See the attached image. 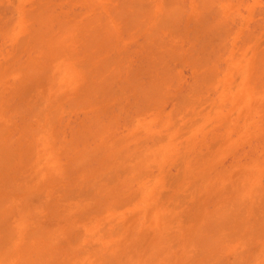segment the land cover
Wrapping results in <instances>:
<instances>
[{"label": "bare ground", "instance_id": "bare-ground-1", "mask_svg": "<svg viewBox=\"0 0 264 264\" xmlns=\"http://www.w3.org/2000/svg\"><path fill=\"white\" fill-rule=\"evenodd\" d=\"M199 1L0 17V264H264V24Z\"/></svg>", "mask_w": 264, "mask_h": 264}, {"label": "rangeland", "instance_id": "rangeland-1", "mask_svg": "<svg viewBox=\"0 0 264 264\" xmlns=\"http://www.w3.org/2000/svg\"><path fill=\"white\" fill-rule=\"evenodd\" d=\"M14 1H15V2H14ZM162 1L164 2V0H162ZM165 1L168 2L167 5H169L170 2H172V0H171V1H170V0H168V1L165 0ZM229 1H230V3H232V5H233L234 8H235V7H239L240 10H241V8H242L241 11L243 12V14L241 13L240 15H238V14H239V13H238V14H237L238 17H237V15L234 14V12L238 11L239 9L236 8L237 10H235V11L233 12V14H234V15H233L232 12L230 11V8L233 9V7H231L230 4H228L224 9H222V10L219 9V13H218L219 15H217L218 17H219V16H222L221 18H223V19L226 18V19H227V17H226L227 14H228L229 16H232V15H233V17H231V19H229L230 17L228 16V17H229L228 19L230 20L229 22H232V23H234L235 25H239L237 20L239 19V23H240V21H241L240 19H242V18H239V16L243 15V16L246 17V16L248 15L249 17H248V16L246 17L247 20H245L244 25H245V28L248 29V24H249V27H250V28H249V30H246V29H245L246 32H247V31H250V30H253V29H255V30H256V29H259L260 27L263 26V24H264V21H262V20H264V1H263V0H255V1H254V0H241V1L236 0V2L238 1V2H241V3L244 4L242 7H241V5H242L241 3H236V2L233 1V0H232V1L229 0ZM243 1H244V2H243ZM247 1H248V2H247ZM10 2H11V3H10ZM17 2H18V0H4V2L2 3V0H0V9H1L0 11H3V14H2V12H0V17L6 16L5 18H7V16L9 17L11 14H12L11 16H13V12L15 11V6H14V5H16ZM166 2H165V3H166ZM197 2H198V1H197ZM197 2H195V5H198V4H199V6H197V7H201V5H200L201 0L199 1L198 4H197ZM165 3H164V4H165ZM2 4H3V5H2ZM27 4H28V3H27ZM238 4H239L240 6H238ZM246 4H247V5H246ZM9 5H10V6H9ZM76 5H78L79 7L76 6ZM167 5L165 4V6H167ZM251 5H252V7H250ZM256 5H257V7H256ZM70 6L73 7V5H70ZM80 6H81V5H79V4H74V8H75V7H78V8H75V10H78V9L80 8ZM7 7H9V8L7 9L8 12H7L6 10H4V9H6ZM197 7H196V8H197ZM247 7H248V8H247ZM2 9H3V10H2ZM197 9H198V8H197ZM240 10H239L238 12H240ZM244 10H245V11H244ZM252 10H253V11H252ZM4 11H5L6 14L4 13ZM220 11H221V12H220ZM228 12H229V13H228ZM220 13L223 14V15H220ZM230 13H231L232 15H230ZM236 13H237V12H236ZM244 13H245V14H244ZM262 13H263V14H262ZM4 14H5V15H4ZM252 14H253V16H252ZM14 15H15V14H14ZM225 15H226V16H225ZM11 16H10V17H11ZM223 16H224V17H223ZM234 16H236L235 18H237V20H236L237 22H236V21H231V20H233V19L235 20ZM262 17H263V18H262ZM249 18H250V19H249ZM255 18H256V19H255ZM259 18H260V19H259ZM219 19H220V18H219ZM226 19H225V20H226ZM254 19H255V20H254ZM258 19H259V20H258ZM225 20H224V21H225ZM222 21H223V20H222ZM227 21H228V20H227ZM229 22L227 23V24H229V25H227V28H228V27L230 26V24H231V23H229ZM235 22H236V23H235ZM241 22H242V21H241ZM260 22H261V23H260ZM223 23H224V22H223ZM224 24H225V23H224ZM234 24H231L232 28L235 27ZM233 25H234V26H233ZM259 26H260V27H259ZM251 27H252V28H251ZM258 27H259V28H258ZM229 28H230V27H229ZM260 30H261V32H260ZM263 30H264V29H259V31L256 30V33L259 32V33L262 34V33L264 32ZM253 32H254V30H253ZM249 33H250V32H249ZM254 34H255V33H254ZM257 35H258V34H257ZM259 35H260V34H259ZM259 35H258L257 37H259ZM262 36H264V35H262ZM261 38L263 39V42H264V37H261ZM262 39H260L259 41H262ZM136 45H137V43H136ZM261 45H262V44H261ZM133 46H134V44H133ZM133 46H132V47H133ZM134 48H136V47L134 46ZM186 68H187V67H185V68L183 67V70H186V71H184V73H183V74H184L183 76L185 77V79H183V78H182V79H183L184 81H185V80L187 81L186 78H189V81H190V79H191L192 77L190 76V74H189V76H190L191 78H190V77H187V74H185V73H186V72H187V73H190V72H189V69L187 68V69H188V70H187ZM181 75H182V74H180V76H181ZM182 79L180 78V80H182ZM179 82H180V81H179ZM182 83H183V81H182ZM183 84H184V83H183ZM179 85H181V82L179 83ZM187 85H188V81H187ZM187 85H186V86H187ZM183 86H184V85H182V87H183ZM180 87H181V86H180ZM184 87H185V86H184ZM187 87H188V86H187ZM185 88H186V87H185ZM182 90H184V89L182 88ZM186 90H187V88H186ZM172 92H173V90H172ZM207 94H208V93H206L205 95H207ZM209 94H210V93H209ZM211 94H212V93H211ZM167 105H169V104H167ZM167 105H166V106H167ZM168 108H170V106H168ZM166 109H167V108H166ZM72 117L74 118L75 115L72 116ZM70 119H71V118H70ZM225 158H226V157H225ZM227 159H228V158H227ZM227 159H226V161H228ZM224 161H225V159H224ZM226 161H225V162H226ZM227 163H228V162H227ZM227 163H226V164H227Z\"/></svg>", "mask_w": 264, "mask_h": 264}]
</instances>
